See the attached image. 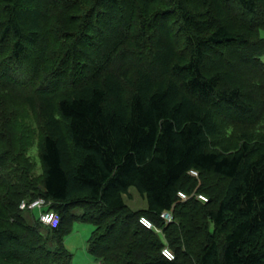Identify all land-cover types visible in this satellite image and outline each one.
I'll return each mask as SVG.
<instances>
[{"label": "trees", "instance_id": "trees-1", "mask_svg": "<svg viewBox=\"0 0 264 264\" xmlns=\"http://www.w3.org/2000/svg\"><path fill=\"white\" fill-rule=\"evenodd\" d=\"M260 11L264 0H0V91L42 68L74 87L40 97L39 177L0 152V249L25 238L21 202L43 198L61 220L48 228L52 264H72L76 223L94 227L99 264H264ZM132 190L144 210L129 207Z\"/></svg>", "mask_w": 264, "mask_h": 264}, {"label": "rangeland", "instance_id": "rangeland-1", "mask_svg": "<svg viewBox=\"0 0 264 264\" xmlns=\"http://www.w3.org/2000/svg\"><path fill=\"white\" fill-rule=\"evenodd\" d=\"M259 15L264 18V11H260ZM104 38L108 43L102 46V51H105L108 46L110 47L113 36L104 34ZM152 39L155 41L157 37ZM242 59L243 57L239 56V61ZM262 59L264 61V56ZM88 70L95 76L94 64L89 65ZM136 71L137 69L131 71L134 80L139 76ZM88 73L87 76L90 75V72ZM44 77L45 74L42 68L34 76L33 81H26L23 84H8L6 85L7 89L4 88V92L0 91V152H8L10 154V169L13 166L21 168V165L27 164L30 170L32 165L35 177H39L42 173L38 149V141L42 133L40 97L51 96L52 100H56L63 93H68L74 88L71 85L63 87L43 81ZM227 115L228 113L226 112H220L219 114L221 118ZM25 149H28L29 159L32 164L25 163L24 159H20V157L25 156L23 154ZM127 202L134 211H142L146 208V201L135 190L131 191V198ZM34 216L38 217L39 212L34 211L31 215L24 214L26 229H20V234L24 233L25 238L14 246H6L2 250L0 249V264H52L53 259H48L46 254L47 250L50 251L53 248V245L48 242L50 238L48 227H40L37 230L39 234H36L35 230L31 229L34 226ZM12 221L15 222L13 219ZM12 227L18 228L15 225ZM93 229L94 227L91 224L76 223L71 234L64 239L66 249L73 255L72 264H97V261L90 256L87 244ZM43 243L45 244L44 246Z\"/></svg>", "mask_w": 264, "mask_h": 264}, {"label": "built area", "instance_id": "built-area-1", "mask_svg": "<svg viewBox=\"0 0 264 264\" xmlns=\"http://www.w3.org/2000/svg\"><path fill=\"white\" fill-rule=\"evenodd\" d=\"M193 176L197 177L198 173L195 171H192L191 173ZM197 198L204 202L207 203L209 199L203 195V194H197ZM179 197L183 201H187L190 199V197L184 193V192H179ZM47 202L43 198L36 199L34 201H27L24 200L20 204V209L23 211H38L39 212V222L44 226L48 228H56L60 224V216L52 210H46L47 209ZM161 219L164 220L166 223H172L174 221V217L172 213L170 212H164L161 214ZM140 224L148 229V230H153L157 233H161V230L158 229L155 224L147 217L143 216L140 218ZM162 255L165 259L169 261H174L175 260V254L174 252L169 248L165 247L162 250Z\"/></svg>", "mask_w": 264, "mask_h": 264}, {"label": "crops", "instance_id": "crops-1", "mask_svg": "<svg viewBox=\"0 0 264 264\" xmlns=\"http://www.w3.org/2000/svg\"><path fill=\"white\" fill-rule=\"evenodd\" d=\"M91 257H92V255H90ZM91 257H89L90 259H91ZM92 260V259H91ZM97 264H99L98 262H97Z\"/></svg>", "mask_w": 264, "mask_h": 264}, {"label": "bare ground", "instance_id": "bare-ground-1", "mask_svg": "<svg viewBox=\"0 0 264 264\" xmlns=\"http://www.w3.org/2000/svg\"><path fill=\"white\" fill-rule=\"evenodd\" d=\"M199 175V174H198Z\"/></svg>", "mask_w": 264, "mask_h": 264}]
</instances>
